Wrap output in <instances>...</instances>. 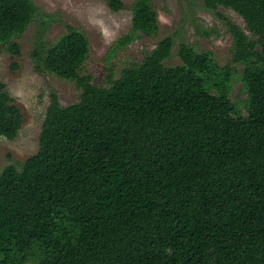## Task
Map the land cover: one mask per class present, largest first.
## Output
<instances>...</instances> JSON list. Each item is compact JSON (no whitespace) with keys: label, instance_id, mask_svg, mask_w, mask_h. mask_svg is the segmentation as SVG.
<instances>
[{"label":"trees","instance_id":"trees-1","mask_svg":"<svg viewBox=\"0 0 264 264\" xmlns=\"http://www.w3.org/2000/svg\"><path fill=\"white\" fill-rule=\"evenodd\" d=\"M202 1L233 37L225 66L185 41L182 62L167 66L168 35L100 86L80 74L89 40L77 27L33 51L37 71L74 81L80 93L63 106L52 92L39 150L0 173V262L55 245L67 221L76 238L41 264H264V0ZM39 12L33 0H0V43L19 54L17 37ZM158 29L152 0H134L117 45ZM236 65L244 113L230 97ZM14 102L0 82V137L14 139L22 127Z\"/></svg>","mask_w":264,"mask_h":264},{"label":"rangeland","instance_id":"rangeland-1","mask_svg":"<svg viewBox=\"0 0 264 264\" xmlns=\"http://www.w3.org/2000/svg\"><path fill=\"white\" fill-rule=\"evenodd\" d=\"M40 9L35 21L24 34L17 37L20 53L10 52L0 43V82L15 99L23 115V124L14 139L0 137V173L9 164L20 165L39 150V135L45 119L50 94L56 92L63 106L79 99L75 82L35 68L33 51L42 43H55L68 26L80 29L89 40V53L80 74H90L93 83L107 85L111 72L119 78L125 67L142 62L162 38L173 35L175 46L167 66L182 61L178 47L185 41L198 51L210 50L220 66L232 59L233 37L226 24L204 8L202 0H152L158 13L159 29L155 36L141 35L120 47L117 41L131 29L134 0H121L123 7L115 10L107 0H33ZM218 11L245 29L243 18L231 8L219 6ZM243 65H236L230 85V97L246 112L247 92L241 78ZM215 92V91H214ZM78 234L77 225L61 222L51 239L53 246L39 251L30 249L15 258L20 264H41L52 259L59 247L69 246ZM0 264H3L0 262Z\"/></svg>","mask_w":264,"mask_h":264}]
</instances>
